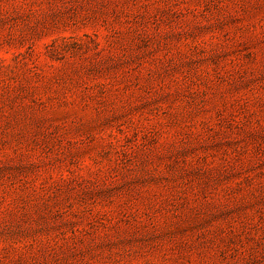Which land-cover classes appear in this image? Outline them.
Returning <instances> with one entry per match:
<instances>
[{
	"label": "rangeland",
	"instance_id": "rangeland-1",
	"mask_svg": "<svg viewBox=\"0 0 264 264\" xmlns=\"http://www.w3.org/2000/svg\"><path fill=\"white\" fill-rule=\"evenodd\" d=\"M0 264H264V0H0Z\"/></svg>",
	"mask_w": 264,
	"mask_h": 264
}]
</instances>
